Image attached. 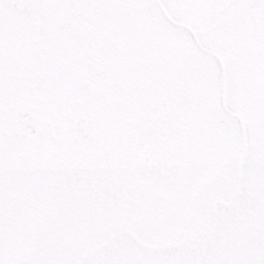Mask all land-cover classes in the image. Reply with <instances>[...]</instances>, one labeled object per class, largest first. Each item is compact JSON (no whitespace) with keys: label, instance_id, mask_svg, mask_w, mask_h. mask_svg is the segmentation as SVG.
Listing matches in <instances>:
<instances>
[{"label":"snow or ice","instance_id":"6c2138e0","mask_svg":"<svg viewBox=\"0 0 264 264\" xmlns=\"http://www.w3.org/2000/svg\"><path fill=\"white\" fill-rule=\"evenodd\" d=\"M150 17L177 53L149 63L122 10ZM219 11V17L196 10ZM264 0H0V264H264V122L241 127L244 12ZM264 63V21H251ZM170 72L138 87L141 72ZM15 78V88L10 82ZM52 129L20 124L13 102ZM192 119L195 120L193 126ZM232 132L233 137L222 135ZM247 142L243 185L233 140Z\"/></svg>","mask_w":264,"mask_h":264},{"label":"flooded vegetation","instance_id":"af4514ba","mask_svg":"<svg viewBox=\"0 0 264 264\" xmlns=\"http://www.w3.org/2000/svg\"><path fill=\"white\" fill-rule=\"evenodd\" d=\"M121 22H127L132 30V35L137 39H150L155 38L157 41V46L155 51L149 57V63L159 61L160 58L174 55H180L175 51L172 45L166 40V37L158 30L157 25L154 21L140 10H122L119 13ZM151 27L155 29L151 30ZM155 30V35L153 34ZM153 34V36H152ZM170 72H163L158 69V65L154 64V68L150 75L145 76L143 72L140 74V81L138 87H143L145 83L151 84L153 81L165 82L170 77ZM16 80L15 78L10 82V87L15 88ZM33 100L31 98H24L18 102H13L12 110L21 115L19 126L12 122L10 124V132L15 135L22 128L28 126L40 127L42 128L41 120L38 115L33 113ZM55 127V123L51 126V129Z\"/></svg>","mask_w":264,"mask_h":264},{"label":"rangeland","instance_id":"374dc122","mask_svg":"<svg viewBox=\"0 0 264 264\" xmlns=\"http://www.w3.org/2000/svg\"><path fill=\"white\" fill-rule=\"evenodd\" d=\"M217 12L218 11H213L211 9H209L207 11H198V10H196V11H194L192 13V15L195 16V17L201 16V15H208L209 17H213V16H215V14ZM252 13H253L254 17H252L251 19L248 18L249 12L241 13V15H245L248 18L249 22H250L248 30L245 31L244 33H242V35L240 37V40L243 43H246L247 47H248V54L246 56H248L252 52L253 53L256 52V46H255L256 33H255V29H254L253 25L251 24V21L253 19L256 20V17L258 16V12H252ZM261 13L263 14V17H264V11H262ZM151 21H152V19H151ZM262 21H264V20H262ZM152 29H155V27H151V30ZM152 36H153V34H152ZM249 58L251 59V61L254 60V58H251V57H249ZM243 76H246V74H245V72L241 71L240 72V78H241L242 81H243ZM261 78H263V76H261ZM255 82H256V84L258 83L260 87H264V83H260V81L258 82L256 80H255ZM261 91H262V89H261ZM252 95H253V93H247L245 95V97H244V103L246 105V115L242 116V118L244 119L246 125L252 124L253 126H255L256 122L258 121V119H255V116L257 115V112H260V108H258L252 102ZM38 118L41 120L42 129L43 128L51 129V126L53 125V123H55V121L52 120L51 118L43 119V118H41L39 116H38ZM260 134L264 135V129H260ZM222 135H224L226 137H233L235 134L232 133V132H225ZM231 147H232V153H233L234 157H236L240 161L241 154H242V148H243L242 142L240 140H238V139L233 140V143H232ZM238 179H239V173H238V170H237V174H236V177H235V188L237 186ZM251 209L252 208L247 209L246 215H247L248 218L253 216V215L255 216V214L253 212V209L252 210ZM251 212H253V213L251 214ZM246 221H250V222L248 224H247V222L239 224L236 232L234 233V237L241 238L242 235H243V232L242 231L240 232L239 228H245V226H246V229H247V226L249 227V226H251V224L253 226V223L256 222L254 219L251 220L250 218L247 219ZM261 231H264V225L262 226ZM202 263L204 264V261ZM217 263H222V260L218 261Z\"/></svg>","mask_w":264,"mask_h":264}]
</instances>
